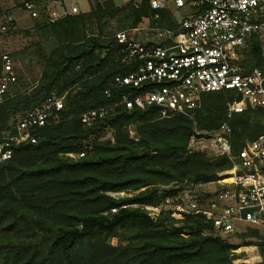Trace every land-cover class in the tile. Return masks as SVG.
<instances>
[{
    "label": "trees",
    "instance_id": "16d2710c",
    "mask_svg": "<svg viewBox=\"0 0 264 264\" xmlns=\"http://www.w3.org/2000/svg\"><path fill=\"white\" fill-rule=\"evenodd\" d=\"M4 12L0 2V17ZM147 20L151 27L177 25L169 11L113 0L54 23L44 11L35 21L34 30L53 45L49 53L34 48L42 66L38 84L8 92L0 104V127L9 128L18 115L53 96L63 97L64 107L53 108L50 124L36 131V143L16 147L12 158L0 163V264H234L231 253L240 245L216 236L211 223L189 216L177 227V219L169 214L154 219L144 206L175 194L165 186L217 181L233 167L225 156L188 153L195 129L218 130L229 121L237 153L260 133L264 110L245 104L228 118L227 103L241 98L232 90L204 93L192 116L161 118L156 106L127 108L123 95L142 89L114 81L137 71L142 60L127 61L126 44L116 34ZM130 39H137L135 32ZM250 50L248 69L262 64L255 37ZM2 56L0 49V72ZM93 110L98 112L87 125L82 116ZM108 131L112 136L104 138ZM87 144L92 149L84 156L67 155ZM120 192L133 194L112 196ZM261 233L250 227L243 237L263 238Z\"/></svg>",
    "mask_w": 264,
    "mask_h": 264
},
{
    "label": "built area",
    "instance_id": "2783aa9c",
    "mask_svg": "<svg viewBox=\"0 0 264 264\" xmlns=\"http://www.w3.org/2000/svg\"><path fill=\"white\" fill-rule=\"evenodd\" d=\"M1 1V0H0ZM90 7L82 9L78 0H45L44 11L49 22L88 12L93 5L108 0H87ZM117 4L139 7L144 3L155 11L173 14L177 25L173 28L149 26L123 30L116 34L126 44L129 62L138 59L142 65L126 76H117L116 86L130 85L142 89L133 96L123 95L127 108L138 106L159 108L161 118L185 114L192 116L202 106L207 92L232 90L235 97L227 103V116L252 109L264 110V0H113ZM121 1V2H120ZM22 7L31 11L33 0H24ZM159 18V13L155 19ZM147 25H143V24ZM4 30L7 25H3ZM151 30L152 38L131 40L130 31ZM147 33V32H145ZM253 37L262 47V64L248 69L246 61ZM0 72V104L8 96L17 74L8 54L2 56ZM109 93V90L106 91ZM64 98L53 96L40 108L25 113L9 128L0 127V163L12 158L16 147L36 143V131L50 124L53 108L64 107ZM100 111H104L101 108ZM97 110L82 116L90 125ZM92 149L87 144L79 153L67 155L76 160ZM188 153H203L208 157L225 156L233 167L220 173L221 178L208 183L176 182L175 194L157 206H144L152 215L169 214L177 220L189 216L211 223L212 232L227 240L247 228L264 230V120L260 133L247 140L234 153L231 127L226 121L218 130L195 129L188 143ZM216 187L208 188L209 186ZM112 196L119 197L118 193ZM115 212L116 209H113ZM239 224L245 227L239 228Z\"/></svg>",
    "mask_w": 264,
    "mask_h": 264
},
{
    "label": "rangeland",
    "instance_id": "374dc122",
    "mask_svg": "<svg viewBox=\"0 0 264 264\" xmlns=\"http://www.w3.org/2000/svg\"><path fill=\"white\" fill-rule=\"evenodd\" d=\"M24 0H1L5 10L4 14L0 17V49L4 54H8L12 59L16 74L17 82L11 85L9 93L15 91H24L35 87L41 77L42 66L39 59L36 57L38 54L34 49L38 46V50H42L44 53H49L53 45L52 39L49 36L37 32L34 30L35 21L41 18L44 10L45 0H33L35 7L28 11L25 7H22ZM82 9H88L89 4L87 0H78ZM121 2V1H120ZM3 25H7V29L4 30ZM147 25V23L143 24ZM139 26L142 27V24ZM128 30V29H126ZM147 32V33H145ZM145 38H152L153 32L151 30H142V28L136 33L137 40L142 41V35ZM20 118L21 116L18 115ZM202 131V130H200ZM133 134V132H131ZM112 136V132L108 131L104 138ZM175 183L165 186L166 189L175 188ZM217 185L209 186L208 188L216 187ZM133 193L120 192L118 196H130ZM149 215L154 219L161 216ZM183 221V220H182ZM176 223L177 227H181L184 221ZM239 228L245 227L239 224ZM250 228V227H249ZM248 229V228H247ZM233 234L227 238V242L240 245L237 249L232 250L234 264H241L243 262L257 263L264 259V230L261 233L263 238L256 237H243V233ZM253 241L252 244L246 245V242ZM111 244L116 245L118 243L117 238L110 240Z\"/></svg>",
    "mask_w": 264,
    "mask_h": 264
}]
</instances>
